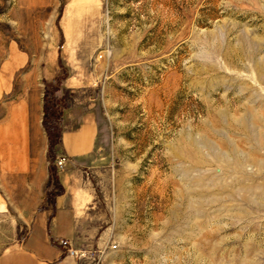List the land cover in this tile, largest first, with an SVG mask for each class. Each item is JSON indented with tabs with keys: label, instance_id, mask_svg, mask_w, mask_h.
<instances>
[{
	"label": "rangeland",
	"instance_id": "1",
	"mask_svg": "<svg viewBox=\"0 0 264 264\" xmlns=\"http://www.w3.org/2000/svg\"><path fill=\"white\" fill-rule=\"evenodd\" d=\"M47 88L49 166L87 199L78 261L264 264V0H0V126ZM9 156L0 253L36 210L8 203L28 197Z\"/></svg>",
	"mask_w": 264,
	"mask_h": 264
},
{
	"label": "crops",
	"instance_id": "2",
	"mask_svg": "<svg viewBox=\"0 0 264 264\" xmlns=\"http://www.w3.org/2000/svg\"><path fill=\"white\" fill-rule=\"evenodd\" d=\"M34 101L33 105L29 99V103L26 101L12 107L6 122L0 126L2 148L8 156L11 145L15 149L11 151L17 152V155L9 156L10 169L3 171L17 175L22 195H28L23 197L24 200L8 203L32 204L36 209L32 215H24V221L29 224V234L0 253V264H84L69 255L59 245V240H76L78 225L86 214L87 199L79 193L78 186L73 188L72 179L63 173L59 174V182L64 191L55 197L51 206L45 205L50 177L49 139L43 126V103ZM89 127V122L84 124L82 132ZM43 203L44 208L39 210Z\"/></svg>",
	"mask_w": 264,
	"mask_h": 264
},
{
	"label": "trees",
	"instance_id": "3",
	"mask_svg": "<svg viewBox=\"0 0 264 264\" xmlns=\"http://www.w3.org/2000/svg\"><path fill=\"white\" fill-rule=\"evenodd\" d=\"M50 90L47 88L44 93V113H43V125L46 133L49 137L48 153L49 158L53 159L56 154V147L62 140V113L63 105L62 97L51 96ZM64 104V103H63ZM65 106V105H64ZM49 186L46 193V197L50 200L53 199V193L51 192V186L59 185L58 176L53 166L50 168Z\"/></svg>",
	"mask_w": 264,
	"mask_h": 264
},
{
	"label": "built area",
	"instance_id": "4",
	"mask_svg": "<svg viewBox=\"0 0 264 264\" xmlns=\"http://www.w3.org/2000/svg\"><path fill=\"white\" fill-rule=\"evenodd\" d=\"M66 162H67V157L60 156L56 160V165L59 168L64 167ZM59 244L65 247L67 253L71 256H74V257H79V256L85 257L86 256V253H87L86 251H84L83 249H76L74 245H72L71 242L67 239L62 238V240L59 241Z\"/></svg>",
	"mask_w": 264,
	"mask_h": 264
}]
</instances>
